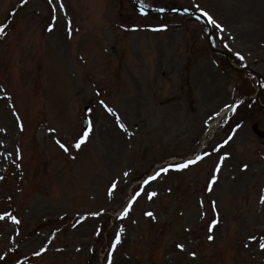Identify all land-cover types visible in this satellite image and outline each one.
Listing matches in <instances>:
<instances>
[{
  "label": "rangeland",
  "instance_id": "obj_1",
  "mask_svg": "<svg viewBox=\"0 0 264 264\" xmlns=\"http://www.w3.org/2000/svg\"><path fill=\"white\" fill-rule=\"evenodd\" d=\"M138 2L208 12L223 29L211 24L212 43L230 61L186 14L144 13L132 0H0V214L20 220H0V264H108L110 251L111 264H264V138L251 129L264 131V111L254 75L234 69L261 74L264 104V0ZM239 100L227 120L223 108ZM84 115L92 131L76 149ZM201 151L210 155L144 185L120 218L148 175Z\"/></svg>",
  "mask_w": 264,
  "mask_h": 264
},
{
  "label": "snow or ice",
  "instance_id": "obj_2",
  "mask_svg": "<svg viewBox=\"0 0 264 264\" xmlns=\"http://www.w3.org/2000/svg\"><path fill=\"white\" fill-rule=\"evenodd\" d=\"M25 2V0H21V3L23 4ZM53 0H48L49 4H52ZM59 7L61 10H63V3L59 4ZM52 11H55V8L52 9ZM200 11L203 13V15L205 17H207L209 23L213 24L217 29H220L221 31H223L222 27L220 24L217 23V21L215 19H213L211 17V15H209L208 12L204 11L203 9H200ZM141 12H143V8H141ZM54 18V17H53ZM162 27H166V26H162ZM49 30H51V25L49 26ZM4 34V28L2 26H0V35ZM68 34L69 36H71V29H70V22H69V29H68ZM237 55H239V53H237ZM241 59H243V57H241ZM100 105L105 109V111L109 114H112L113 116H116V113L114 111L113 108L109 107L103 100L99 101ZM237 104L239 103V101L236 102ZM225 107H228V105H225ZM232 108H235V105H232ZM116 123L118 124V126L124 130L125 132H127V128L125 127V125L123 123L120 122L119 117H116ZM237 127H240V125H237ZM2 131V130H0ZM92 131V123L91 120L88 121V124L85 126L84 131L80 134V136L78 138H76L75 143L73 145L74 148L76 149H80L82 144L86 142L87 137L89 136V133ZM232 137L229 136L227 139H225L224 141H222L221 144L216 145V148L213 149V151H218L223 145L228 144L229 140H231ZM0 143H3L2 141H0ZM56 143L59 145V147L61 149H63L65 152H68V147L65 146V144L61 143L59 140H56ZM210 153L208 152H199L194 154L191 158L188 159H184L180 162H170L167 164H164L162 166H160L158 169H156L152 174L148 175L147 178H145L142 182L141 188L139 190H137L128 200L127 204L123 207L122 211L120 212V218L123 219L125 217L128 216L129 212L131 211L132 208V204L136 201L137 197L141 196V193L144 191L143 186L144 185H148L151 181H155L157 180V178L161 177L162 175H167L170 172H177V173H182L184 170L188 169L190 166L196 165L197 163H199L201 160L204 159V157L209 156ZM229 155V153L225 152L222 155H220L218 157V162L215 164L214 166V170L213 173L210 176V181L207 185V189L209 191L212 190V185L216 182L217 180V173H219L220 169H221V164L223 163V161L226 159V157ZM248 165L244 164L241 165V169H247ZM123 175L126 177L128 175L127 172H124ZM0 179H2V177H0ZM117 186V181L115 179H113L110 182V186L108 188V195L111 197L112 192L114 189H116ZM170 191V189H169ZM145 195L147 196L148 199H152L153 197L157 196V192L156 191H149L146 192ZM260 202L262 204H264V196L260 197ZM213 210H215V202H213ZM103 210H101L102 212ZM101 212H93L90 213V215L92 216H99L101 214ZM146 216L151 217L152 219H155L154 214L149 211L145 213ZM5 217H7L9 220H11L13 223L19 225L20 224V220L15 216V215H11L8 212H4L2 214H0V220H4ZM84 217H80V220H83ZM80 221H77V223H79ZM219 222L218 220V214H217V218L213 219L211 221V225L215 226L217 223ZM72 227H76V225H72ZM212 228L210 227L208 229L209 232H211ZM99 231V230H97ZM124 232V228L121 227L116 233H115V240L114 242L111 244V249L114 251L116 246L121 242V234ZM17 235L19 234L18 230H17ZM214 237L212 235H208L207 239L209 241H211ZM250 240H255L257 239L255 236H250L249 237ZM176 247L180 250H183L184 245L183 244H177ZM259 247L261 249H264V241L260 242ZM62 249H57V251H61ZM47 251V247L46 246H41L39 247V249L37 251H34L32 253L33 256L39 257L41 256L43 253H45ZM190 256L195 257L196 253L195 252H189L188 253ZM109 261L108 264H111V255L112 252H109ZM5 256L4 255H0V260H4ZM18 264V262H17Z\"/></svg>",
  "mask_w": 264,
  "mask_h": 264
},
{
  "label": "water",
  "instance_id": "obj_3",
  "mask_svg": "<svg viewBox=\"0 0 264 264\" xmlns=\"http://www.w3.org/2000/svg\"><path fill=\"white\" fill-rule=\"evenodd\" d=\"M134 2H135V4H136V6H137L140 10H141V8H143V11H145V12L161 13V14H165V13L168 14V13L180 12V13H185V14H188V15H193V16H195V17H198V18L203 19V20L205 21V23L209 26V29H210L209 34H208V40H209V37H210V35H211L210 24H209V22H208L206 19H204L203 17H201V15H199V14L193 12V11L181 10V9H167V10L149 9V8H145V7H143L142 5H140L139 3H137L136 0H134ZM213 50L222 54V52H221L220 50H218V49H213ZM223 55H225L226 57H228L227 54H224V53H223ZM246 69H248L251 73H253L254 75H256L257 79L259 80V82H258V88L260 89V79H261L260 75H259L257 72L253 71L251 68H246ZM255 98H256V101L258 102V96H256ZM261 107H262V106H261ZM262 108H264V107H262ZM85 125H86V122H85ZM252 129H253L254 133H255L259 138L264 137V131H261V130L258 128V123L253 124V125H252Z\"/></svg>",
  "mask_w": 264,
  "mask_h": 264
},
{
  "label": "trees",
  "instance_id": "obj_4",
  "mask_svg": "<svg viewBox=\"0 0 264 264\" xmlns=\"http://www.w3.org/2000/svg\"><path fill=\"white\" fill-rule=\"evenodd\" d=\"M242 103H243V102H242ZM242 103L238 106L237 111L235 110V111L237 112V114H238V112L241 114L240 107L242 106ZM235 111L233 112V114L235 113Z\"/></svg>",
  "mask_w": 264,
  "mask_h": 264
}]
</instances>
